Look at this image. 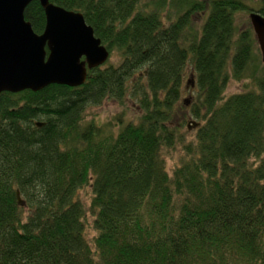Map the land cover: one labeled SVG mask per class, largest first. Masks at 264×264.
Instances as JSON below:
<instances>
[{
    "label": "trees",
    "instance_id": "16d2710c",
    "mask_svg": "<svg viewBox=\"0 0 264 264\" xmlns=\"http://www.w3.org/2000/svg\"><path fill=\"white\" fill-rule=\"evenodd\" d=\"M48 1L120 62L78 88L0 94V264H264V63L236 21L243 0H183L167 26L139 0ZM190 12L206 15L193 31ZM23 16L42 32L37 0ZM127 96L136 121L81 124L87 106Z\"/></svg>",
    "mask_w": 264,
    "mask_h": 264
},
{
    "label": "water",
    "instance_id": "95a60500",
    "mask_svg": "<svg viewBox=\"0 0 264 264\" xmlns=\"http://www.w3.org/2000/svg\"><path fill=\"white\" fill-rule=\"evenodd\" d=\"M32 1L0 0V94L38 92L49 85L82 86L87 71L107 61L108 50L94 37L81 14L48 0H37L44 27L40 34L34 33L23 16ZM248 20L264 63V17L251 12ZM197 125L190 122L187 128Z\"/></svg>",
    "mask_w": 264,
    "mask_h": 264
},
{
    "label": "rangeland",
    "instance_id": "374dc122",
    "mask_svg": "<svg viewBox=\"0 0 264 264\" xmlns=\"http://www.w3.org/2000/svg\"><path fill=\"white\" fill-rule=\"evenodd\" d=\"M194 1H200V0H194ZM259 1L260 0H243L245 3L246 8L249 9V11L246 9V11H241L237 13L236 21L239 24L240 28L243 27H249V21H248V15L251 12H255L259 8ZM183 0H139V5L144 6L146 11H151L155 8L159 9V17L163 23V25L167 26L169 23H172L177 19L179 15H181L187 8V6L183 5ZM205 13L203 15H200L199 13H189V26L190 31H193V29L198 28L201 23L205 20ZM257 48V44H256ZM258 50V48H257ZM258 52V51H257ZM258 57L259 59L261 56ZM120 62V57L118 53L115 51L109 52L107 61L102 65V67H106L109 65L117 66ZM189 70V69H188ZM189 74V71H186V75L184 78V83L186 82L187 75ZM250 84L247 79L237 82L234 80H230L226 86V89L224 91V98L228 95L241 92L245 90V86L247 88L250 87ZM189 84L186 85V89L183 93L182 100L188 99L190 96L191 91L188 90ZM127 96L125 100L122 102L117 101H111V100H104L99 106H87L83 111V118H82V125L85 126L89 123H94L95 125L99 127H108L109 130H113V128L116 131V126L119 125V122H122V124H125L127 122H134L136 121V118L140 115L139 109L136 105L135 100H130ZM189 122H195L194 120H189ZM195 128L192 126L189 127V129H186L184 126L182 132L184 133L185 137L190 139L193 137ZM164 166L165 170L171 174L172 170L175 168L176 165L179 164V159L184 156V153L178 148L176 150H169L164 152ZM80 197H83L85 199L89 198V195L85 193L84 191L80 193ZM92 235V234H91Z\"/></svg>",
    "mask_w": 264,
    "mask_h": 264
}]
</instances>
